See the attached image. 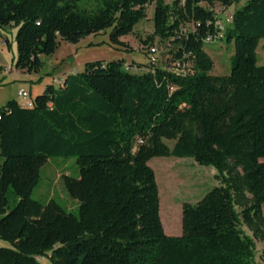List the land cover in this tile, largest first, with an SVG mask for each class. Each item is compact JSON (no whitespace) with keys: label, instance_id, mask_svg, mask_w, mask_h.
<instances>
[{"label":"trees","instance_id":"trees-1","mask_svg":"<svg viewBox=\"0 0 264 264\" xmlns=\"http://www.w3.org/2000/svg\"><path fill=\"white\" fill-rule=\"evenodd\" d=\"M240 1L0 0V37L18 28L14 67L29 73L62 40L111 28L121 44L151 5L154 34L145 43H172L167 68L86 62L62 86L47 84L33 107L16 99L0 107V239L10 244L0 247V264H255V239L264 241V0H247L224 30L214 10ZM221 33L234 42L228 74L213 73L206 50ZM178 60L186 71L173 68ZM157 156L218 170L220 185L183 204L180 235H168L161 219L149 165ZM51 157L77 160L80 176L65 174L63 183L78 214L32 197Z\"/></svg>","mask_w":264,"mask_h":264},{"label":"rangeland","instance_id":"rangeland-1","mask_svg":"<svg viewBox=\"0 0 264 264\" xmlns=\"http://www.w3.org/2000/svg\"><path fill=\"white\" fill-rule=\"evenodd\" d=\"M173 0H166L172 3ZM247 0H241L238 4L226 7L216 3L214 10L222 23V29L230 23L228 14L246 3ZM206 3H204L205 5ZM155 5L148 7V17L141 21L135 27L131 34L121 38L122 43H113L110 39L111 28L104 32L91 34L73 44L62 40L56 52L51 56H43L45 66L39 73H46L54 68V77L45 76L41 78V84L31 81L29 78H20L13 76V80L4 83V88L0 89V97L3 99L14 96L20 99L18 91L25 87L31 89L33 96L40 94L42 84L51 81L57 88L60 87L54 79L60 76L67 77L73 69L80 72L84 69V64L91 61H111L123 59L126 64L136 62L138 64L148 65L150 63L149 47L157 49V65L167 68L172 57V43L170 39L155 36L148 44L145 40L154 34V24L152 21ZM189 26V25H188ZM191 26V25H190ZM17 27H7L3 30L0 37V63L12 72L15 65L17 51ZM9 40V45L4 44ZM5 45V46H3ZM264 39L261 40L258 47L259 64H264ZM206 50L211 54L215 61V74H228L231 69V58L235 53L234 42H228L225 39H217L206 45ZM61 60L62 65L56 64ZM132 71L137 70L133 69ZM139 70L138 72H142ZM53 74V73H52ZM36 75V74H35ZM38 79L37 77H35ZM9 79H11L9 77ZM48 83V84H51ZM45 88V87H44ZM7 91V92H6ZM7 93V94H6ZM7 96V97H5ZM7 100V99H6ZM6 100L4 102H6ZM9 100V99H8ZM3 102V101H0ZM1 103L2 104L5 103ZM173 145L174 141H168ZM2 158L0 156V164ZM149 165L154 169L159 187L161 199V219L166 225L182 233V208L185 202L196 204L215 186L221 184L217 178L218 170L214 166H207L197 163L192 157L176 156H157L149 161ZM80 176V168L75 157H51L47 164L41 170V180L34 188L32 197L46 204L54 199L60 203L67 211L78 214L79 201L73 198L65 188L63 176ZM14 202H11L13 205ZM264 211V206H263ZM247 234L253 236L251 230L243 226ZM256 240L255 264H264L263 250L264 241ZM10 244L0 239V247H9ZM43 264H54L50 257L39 258Z\"/></svg>","mask_w":264,"mask_h":264},{"label":"crops","instance_id":"crops-1","mask_svg":"<svg viewBox=\"0 0 264 264\" xmlns=\"http://www.w3.org/2000/svg\"><path fill=\"white\" fill-rule=\"evenodd\" d=\"M4 44H6V45H9V40H5V42H4ZM3 46H5V45H3ZM1 47L2 46H0V49H1ZM56 64H58V65H62L63 63L61 62V60H58L57 62H56ZM53 70H54V68H51L49 71H47L46 73L44 72V73H29V72H27V71H25V70H20V69H17V68H15V67H13V70H12V72H10L9 71V69H8V67L6 68L3 64H1L0 63V89L1 88H4V83H7L8 81H11V80H13V76L15 75V76H17V77H19V79L20 78H28V81H29V78H31L30 80L31 81H35V82H37L38 84L40 83L41 84V78H43V77H45V76H49V77H54L55 75H54V72H53ZM76 70H78V69H76ZM79 71V70H78ZM80 72V71H79ZM53 73V74H52ZM36 74V75H35ZM9 77L11 78V79H9ZM35 77H37L38 79H36ZM48 83H51V81H49V82H46V85L48 84ZM44 87H45V84L43 83L42 84V87H41V89H44ZM28 90L30 93H31V95H32V97H34L33 96V94H32V91H31V89H28V88H25V87H22V88H20L19 89V91L20 90ZM18 91V92H19ZM7 92V91H6ZM7 94V93H6ZM5 97H7V96H5ZM3 99V97L1 96L0 97V101H5L6 99V102H4L5 104L9 101V100H11V99H16V100H18V101H20V99H18V98H15L14 96H10V98H5V100H2ZM9 99V100H8ZM3 102H0V104L1 103H3ZM5 104H2V106L3 105H5ZM1 107V106H0ZM164 229H165V232L168 234V235H180V234H176V233H178L177 231H176V229H174V228H172V227H170L169 225H166L165 223H164Z\"/></svg>","mask_w":264,"mask_h":264},{"label":"built area","instance_id":"built-area-1","mask_svg":"<svg viewBox=\"0 0 264 264\" xmlns=\"http://www.w3.org/2000/svg\"><path fill=\"white\" fill-rule=\"evenodd\" d=\"M227 17L230 19V21H231V18H232V14H228L227 15ZM217 24L219 25V27L222 29L223 27H222V23H221V21H220V19L218 18V21H217ZM222 33L221 34H219V36H217L216 38H214V37H209L208 38V42H213V41H215V40H217V39H220V38H222ZM156 53H157V49L155 48V47H153V46H150L149 47V54H150V63L153 65V64H156L157 63V56H156ZM184 67H185V64H182L181 63V61H176V62H174V69H176V70H178V71H186V70H184ZM127 69H129V70H137V72L139 71V70H148L149 68H140V67H137V66H131V65H127ZM77 73H79V71L78 70H76V69H73L71 72H70V74H77ZM65 78L66 77H63V76H60V77H58V78H55L54 80L57 82V83H59V86H62L63 84H64V81H65ZM18 94H19V96H20V103L23 105V106H26V107H33V98H32V96H31V93L28 91V90H20L19 92H18ZM0 118H1V115H0Z\"/></svg>","mask_w":264,"mask_h":264}]
</instances>
